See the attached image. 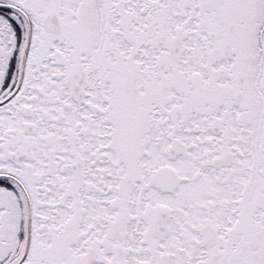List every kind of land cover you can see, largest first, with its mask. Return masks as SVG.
Returning <instances> with one entry per match:
<instances>
[{"label":"snow or ice","instance_id":"6c2138e0","mask_svg":"<svg viewBox=\"0 0 264 264\" xmlns=\"http://www.w3.org/2000/svg\"><path fill=\"white\" fill-rule=\"evenodd\" d=\"M0 264H264V0H0Z\"/></svg>","mask_w":264,"mask_h":264}]
</instances>
